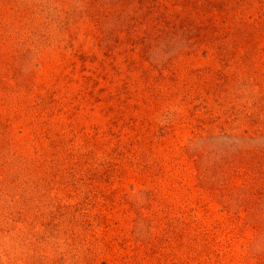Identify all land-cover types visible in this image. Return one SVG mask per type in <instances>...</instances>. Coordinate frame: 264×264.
Here are the masks:
<instances>
[{"label": "rangeland", "instance_id": "obj_1", "mask_svg": "<svg viewBox=\"0 0 264 264\" xmlns=\"http://www.w3.org/2000/svg\"><path fill=\"white\" fill-rule=\"evenodd\" d=\"M0 264H264V0H0Z\"/></svg>", "mask_w": 264, "mask_h": 264}]
</instances>
